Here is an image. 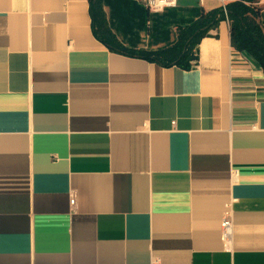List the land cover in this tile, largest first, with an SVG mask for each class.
Listing matches in <instances>:
<instances>
[{"label": "crops", "instance_id": "obj_1", "mask_svg": "<svg viewBox=\"0 0 264 264\" xmlns=\"http://www.w3.org/2000/svg\"><path fill=\"white\" fill-rule=\"evenodd\" d=\"M102 1L158 50L234 0ZM0 264H264V74L226 20L185 70L88 0H0Z\"/></svg>", "mask_w": 264, "mask_h": 264}, {"label": "trees", "instance_id": "obj_2", "mask_svg": "<svg viewBox=\"0 0 264 264\" xmlns=\"http://www.w3.org/2000/svg\"><path fill=\"white\" fill-rule=\"evenodd\" d=\"M88 5L93 35L110 51L145 59L163 67L177 66L185 70L197 63L201 39L210 36L219 23L226 20L232 48L249 53L264 74V24L260 20L258 0L250 3L234 0L210 10L202 9L197 19L175 27L176 40L173 44L158 50L124 46L109 28L103 1L88 0Z\"/></svg>", "mask_w": 264, "mask_h": 264}, {"label": "built area", "instance_id": "obj_3", "mask_svg": "<svg viewBox=\"0 0 264 264\" xmlns=\"http://www.w3.org/2000/svg\"><path fill=\"white\" fill-rule=\"evenodd\" d=\"M148 9L156 10L164 6L173 5L175 0H143ZM74 197L70 199V203L74 204ZM232 218L230 204L226 205V210L223 214V217L220 221V234L223 242H228L232 236Z\"/></svg>", "mask_w": 264, "mask_h": 264}]
</instances>
